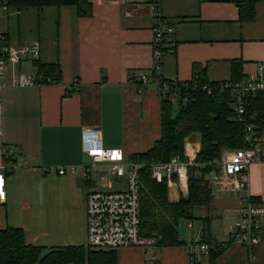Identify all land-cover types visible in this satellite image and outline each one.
Here are the masks:
<instances>
[{
    "label": "crops",
    "instance_id": "obj_1",
    "mask_svg": "<svg viewBox=\"0 0 264 264\" xmlns=\"http://www.w3.org/2000/svg\"><path fill=\"white\" fill-rule=\"evenodd\" d=\"M90 2L93 13L85 18L75 7H12L0 16V36L9 44L39 42V61L61 68L59 84L13 87L12 66L0 79V165L7 168L0 230L23 229L28 244L47 249L87 246L86 194L99 183L101 171L91 170L90 179L66 176L58 207L51 201L39 209L31 196L32 181H45L58 166L88 163L82 144L86 130H98L103 146L122 149L128 160L151 150L162 136L161 93L154 84L142 86L138 81L142 75L150 76L154 65L156 17L150 0ZM160 8L175 26L176 52L163 60L165 79L187 82L198 67L206 70L210 82L229 81L233 61L242 63L245 77L264 79V2L256 6L251 22L240 21L239 9L230 0H161ZM15 68L37 76L34 61L23 60ZM76 82L79 92L72 91ZM256 142L263 161L250 166L248 189L222 190L215 184L217 175L210 176L214 196L208 206L196 209L203 210L202 217L196 216L202 230L207 217L211 223L220 219L234 225L247 197L264 203V132ZM201 147V135L191 134L185 141V157L196 158ZM188 181V175L166 181L171 203L188 198ZM231 227L226 242L209 234L229 243ZM262 235L255 264H264ZM202 237L199 232L198 239L181 238L187 245L156 248L154 255L142 247L116 249L118 264H190L187 247ZM191 251L197 254V246ZM247 254L243 247L231 245L216 264H250Z\"/></svg>",
    "mask_w": 264,
    "mask_h": 264
},
{
    "label": "trees",
    "instance_id": "obj_2",
    "mask_svg": "<svg viewBox=\"0 0 264 264\" xmlns=\"http://www.w3.org/2000/svg\"><path fill=\"white\" fill-rule=\"evenodd\" d=\"M10 7L44 8L75 7L82 18L90 17L93 6L90 0H7ZM239 9L240 21L251 22L256 17V6L264 0H230ZM37 68V85H53L61 82V68L57 64H43L34 61ZM242 63L233 61L232 78L225 82H210L206 70L195 68L194 75L187 82L165 79L168 90L162 97V136L146 153L130 158L144 164L141 170L140 220L141 236L155 240L156 248L187 245L178 230L180 220H200L195 215L197 208L209 205L211 201L210 176L220 175L221 154L224 150L245 148V133L248 125H254V144L264 132V94H258L249 101L243 121H236L233 112L232 90L224 88L226 83H236L243 78ZM156 78L154 73L150 75ZM206 87V89H204ZM175 90L181 97L172 102ZM211 91V93H209ZM71 93V92H70ZM177 113L173 116L174 107ZM193 133L201 135L202 147L195 158L199 164L188 171L189 195L178 203L168 199L167 182L157 183L152 176V165L169 162L180 156L185 158V141ZM12 159V158H11ZM9 162V161H7ZM199 177H195V173ZM174 176L173 179H175ZM261 204V201L255 200ZM211 219L203 220V238L210 236ZM211 237V236H210ZM231 246V244H230ZM228 247L221 246L211 251L209 262L216 264L220 254ZM0 264H118L115 250L92 249L88 246H67L44 248L28 244L25 232L20 228L8 227L0 230Z\"/></svg>",
    "mask_w": 264,
    "mask_h": 264
},
{
    "label": "built area",
    "instance_id": "obj_3",
    "mask_svg": "<svg viewBox=\"0 0 264 264\" xmlns=\"http://www.w3.org/2000/svg\"><path fill=\"white\" fill-rule=\"evenodd\" d=\"M151 9L156 17L154 27L153 57L154 65L151 76L142 75L138 81L142 86L152 83L158 91L168 90V84L163 77V60L176 52L174 23L161 14V0H150ZM7 0H0V16L10 9ZM41 58L39 42L12 45L5 36H0V79L6 78L9 66H12L13 77L9 83L13 87H33L35 78L17 72L16 65L23 60L36 61ZM131 82L135 79L131 78ZM177 83V81H174ZM224 88L232 90L233 112L236 121H243L249 101L258 94H264V79L259 75H249L236 83H226ZM206 89V87H204ZM81 86L76 82L73 92H79ZM211 93V91H209ZM181 97L179 91L172 94V102ZM253 125H248L245 133V148L224 151L219 162L221 174L215 178V184L222 190H246L249 187L250 166L263 161L261 149L254 144ZM83 151L89 162L83 165L58 166L54 169L60 176L78 175L90 179L91 170L101 171L99 183L92 186L86 194L87 246L92 249L116 250L120 248L142 247L156 252L155 240L141 236L140 192L141 170L144 164L128 160L120 148H105L101 142L98 130L89 129L82 134ZM197 167L195 158L176 156L169 162L157 161L152 165V176L157 183L173 180L174 176L188 175L189 168ZM6 171L4 164L0 165V202L6 200ZM199 177V173H195ZM125 181V185L123 183ZM115 182L119 187H115ZM214 196V190H211ZM192 223L189 228H192ZM264 228V203H255L251 197L243 199L237 213V220L231 227V245H239L248 253H255L262 243ZM193 245L198 253L191 251ZM226 246L212 237L201 238L195 244L187 247L190 264H209L211 251ZM154 259V258H153ZM249 261V260H248ZM255 261V260H254ZM254 261H249L254 264Z\"/></svg>",
    "mask_w": 264,
    "mask_h": 264
},
{
    "label": "rangeland",
    "instance_id": "obj_4",
    "mask_svg": "<svg viewBox=\"0 0 264 264\" xmlns=\"http://www.w3.org/2000/svg\"><path fill=\"white\" fill-rule=\"evenodd\" d=\"M29 68L34 70V66L31 63H28ZM24 74H26L27 76H32L33 74L27 70L23 71ZM30 76V77H31ZM177 105H175L174 107V111H173V116L176 115L177 113ZM223 154V153H222ZM67 177H78V175H66ZM66 176H61L58 175L54 170L51 171L48 176L47 179L45 181L40 180V179H35L34 181L31 182L30 186H31V196L33 197V199L35 200V202H37L39 204V209H40V204L42 203V205L44 206L46 202H51L54 201L55 202V206L58 207L59 203L61 201L60 195H61V191L63 189V184H61L62 180H65ZM82 178V177H81ZM202 213L203 210H196L195 215L197 217H202ZM193 222V223H192ZM194 226L193 229L189 228V224H191ZM233 223L229 222V221H225V220H220V219H216L213 220L211 223V228L210 230L212 232H214V234L216 236H218L219 241L220 242H226L229 239V228ZM264 229V228H263ZM179 233H180V237L185 239V240H189L192 237L194 239H198V233L201 232V234H203V230H202V223L200 220H193V221H188L185 219L180 220L179 223V227H178ZM264 233V230L261 231V234ZM192 235V237H191ZM201 237V235H200ZM226 244V246L224 247H228L230 246V243H224ZM240 247L239 245H235ZM224 255V253L220 254V256L217 258L220 259L222 256ZM247 259L249 261H256V254L253 253H248L247 254ZM254 261V264H255Z\"/></svg>",
    "mask_w": 264,
    "mask_h": 264
}]
</instances>
